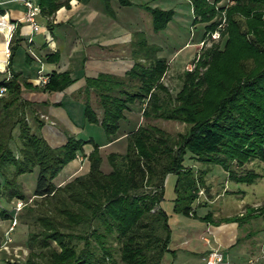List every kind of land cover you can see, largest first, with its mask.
<instances>
[{"label":"trees","instance_id":"1","mask_svg":"<svg viewBox=\"0 0 264 264\" xmlns=\"http://www.w3.org/2000/svg\"><path fill=\"white\" fill-rule=\"evenodd\" d=\"M36 1L47 26L55 9L68 5V0ZM102 1L105 11L112 12L109 0ZM188 1L193 21L203 22L202 35L215 28L219 34L191 69L181 70L180 85L173 93L161 80L167 59L156 54L159 45L147 41L141 29L131 32L132 63L123 73L100 70L84 76L82 115L97 122L107 140L116 134L125 110L135 100L142 102L141 117L187 124L175 133L145 120L129 126L124 150L106 152L107 170L100 168L101 142L66 133L63 141L51 144L31 129L24 115L29 101L21 97L22 87L59 90L73 76L67 68L51 69L44 81L32 83L11 66L19 36L10 38L2 70L6 74L0 71V84L5 86L0 94V198L23 199L16 217L28 226L27 253L15 264H163V252L173 251L167 246V214L159 205L167 172L175 174L172 210L181 213H193L191 201L198 183L205 184L204 174L213 163L235 181L251 182L262 175L243 164L251 159L264 161V0ZM146 9L153 30L164 27L172 13L171 8ZM45 57L54 59L57 53ZM24 58L30 60L26 51ZM198 64L205 67L199 71ZM89 91L94 92L99 111L89 101ZM34 117L41 122L37 114ZM14 124L17 154L8 142ZM85 142H91L85 153L86 170L55 184L53 176ZM186 152L200 164H184ZM34 166V184L26 195L19 175ZM259 207H264V197ZM11 214V208L0 202V216ZM35 222L37 227L29 228Z\"/></svg>","mask_w":264,"mask_h":264},{"label":"crops","instance_id":"2","mask_svg":"<svg viewBox=\"0 0 264 264\" xmlns=\"http://www.w3.org/2000/svg\"><path fill=\"white\" fill-rule=\"evenodd\" d=\"M0 11L5 12L7 18L16 19L21 14L22 4L18 0H4L0 3ZM114 16L110 17L107 14L102 0H68V5H60L55 9L50 16L51 23L49 26L44 23L43 17L39 13L37 14L40 25L35 31L41 32L42 35L35 39L34 31H32L30 43L25 40V36L28 34L27 23L16 20L12 36H19L16 44L22 42L24 52L26 51L30 56V60H26L23 56V61L34 62V67L17 68L24 77L32 83L39 82L35 70L36 66L40 64L43 67L41 69L43 72L67 68L73 76V80L59 90L47 91L30 86L24 87L20 91V93L26 94L22 98L28 100L29 103L43 106L44 113L41 115L45 118H41L40 125L36 129L49 143L57 144L64 139L65 133L57 122L61 121L60 123L69 126L71 128L69 131L79 128L65 113L62 102L70 101L71 98L75 97L78 99L77 101H82L83 105L84 94L81 88L84 84L85 75H93L100 70L121 74L131 65L132 57L129 51L124 50L125 52L117 54V49L121 48L122 50L124 48L122 46L124 45L125 39L123 38L126 30L130 35L129 30L141 28L136 25L135 21L127 25L121 22L123 24L121 28L119 23H114ZM54 25L63 26L58 34L52 31ZM117 26L122 29L121 32L118 31L120 29ZM126 38L129 40L130 36H126ZM194 42H191V45ZM2 44L3 32L1 29L0 65H3ZM191 49L189 48L187 55ZM53 51L57 53L56 58L45 57L47 53ZM32 53L38 56V59ZM166 59L167 62L170 60V58ZM11 66L14 68L12 64ZM91 92L89 91L88 98L92 103L96 100H94V96H91ZM136 103L140 110L142 102L136 100ZM130 112L134 114L133 120L130 119L132 115ZM135 112H138V109L134 110L133 102H130L121 119L126 123V126L119 129L111 139L107 140L104 134L103 138L98 141L101 142L99 151L101 147L108 148L106 152L124 150L127 128L139 121L136 119ZM85 143L87 146L84 145ZM85 143L83 144V153L77 152L79 157L75 155L71 158L74 159L75 164L64 163L58 170L63 169L59 176L52 178L55 184L62 183L81 167V163L87 160L85 153L87 149L91 148V143ZM119 145L120 149H117L116 146ZM216 167L211 166L205 172L204 191L196 193L191 201L193 213L174 211L172 210V200L169 205H163V197L159 200V205L167 214L166 220L170 229L167 246L173 249V251L167 250L170 257H166L163 264H193L196 255L201 259V254L210 247H217L222 253L221 260L216 264H264V207H259L264 196L261 199H252L248 203L244 196V188L239 184L244 181L233 180L235 182L229 188L225 186V181L232 179L227 177L226 170L219 164H216ZM218 174L224 181L220 186L216 184L218 179L215 176ZM168 178L173 185L175 174L167 172L164 180ZM22 184L24 187L23 181ZM226 191L231 195L224 197L221 202L220 200L217 201V197L225 196ZM173 195L174 192L170 199ZM11 201L5 202L3 198H0V202L8 208ZM205 212H209L207 217H198ZM230 215L235 216V218L218 220L221 216ZM9 222L10 216H0V264H15V261L23 259L26 255V224L17 217L12 229L6 233ZM4 244L6 246H3Z\"/></svg>","mask_w":264,"mask_h":264},{"label":"rangeland","instance_id":"3","mask_svg":"<svg viewBox=\"0 0 264 264\" xmlns=\"http://www.w3.org/2000/svg\"><path fill=\"white\" fill-rule=\"evenodd\" d=\"M219 3H225L226 0H218ZM109 7L112 9V12H108L107 14L110 17H113L114 14V23L120 24V27H123V22L127 25L129 23H132L135 21L137 23L136 25L140 27L143 30V33L145 35V38L147 41L155 42L159 45V48L156 51V54L158 55H164L166 58H170V60L167 62V67L164 71V73L161 76V80L163 84L167 87V89L173 93L180 85L181 77L180 73L183 69H191L193 67L194 61L197 60L199 56H201V51L203 48L209 46L210 44H198V40L200 39L203 33V22L200 20H194L193 21V13L191 10V5L188 0H128L127 2H121L119 0H109ZM104 5V3H103ZM156 6L158 8H171L172 13L171 17L167 20L164 27L153 30L151 28V22H150V13L146 8ZM114 8V9H113ZM115 10V11H114ZM220 19H223V13L220 12L219 15ZM122 22V23H121ZM63 26H55L53 27L52 31L56 34H58V31ZM118 27V26H117ZM119 28V27H118ZM117 28V29H118ZM119 28L122 31V29ZM130 29V28H129ZM117 31V30H116ZM130 31V35L132 30ZM126 34H124V47L122 50L121 48L117 49V54L121 52H125L124 50L129 51V40H127L126 36L128 35L127 30L125 31ZM41 32H33V36L35 39H38L41 37ZM213 39L212 41H215ZM127 41V42H126ZM194 42V44L191 45V42ZM211 41V42H212ZM189 44V45H188ZM189 48H192L190 53L187 55ZM186 54V55H185ZM24 56V49H23V43L20 42L13 55H12V61L11 64L14 66V69L20 68H31L34 67V62H27L23 61ZM7 61H4L3 65H0V71L1 74H6V72H2L6 65ZM38 65V64H37ZM186 65H190L189 68H186ZM37 67V66H36ZM205 66L203 64H198V69L201 71ZM41 65V69H42ZM36 73V70H35ZM0 74V75H1ZM24 89V87L22 88ZM91 96L95 97L94 92H91ZM75 94V93H74ZM81 94V93H79ZM21 97L26 94L20 93ZM75 97L71 98V100H65L62 102V107L65 110V113L70 117L72 122L78 126V129H75L74 131H69L71 128L67 126L66 124H62L60 122L59 125L62 127L63 133H73L77 136H80L82 138H86L88 136L91 137V141H100L103 138V130L100 127V125L97 122H89L86 121L82 115V101H77ZM95 100V99H94ZM92 106L98 111V107L96 104V101H93ZM134 110L138 109V112L136 113V119L145 120L148 122H153L161 127L167 129L171 133H175L177 130L184 131L187 124L183 121L171 119V118H162V117H141L139 106L137 107L136 100L133 101ZM29 107H32L31 110ZM25 112L24 115L26 119L28 120L30 127L33 131L38 132L36 129L37 126L40 125L38 123V120L34 117V114H37L39 118L44 119L45 117L41 115V113H44L43 106L41 105H34L32 103H28L24 106ZM35 110V113L33 112ZM134 112V111H133ZM131 113V112H130ZM130 119L133 120L134 114L131 113ZM10 117H14V114L12 113L9 115V118H7V122L10 121ZM131 124V123H130ZM81 125V126H80ZM126 123L123 121L120 122V126L118 127V130L122 127H125ZM6 126L4 125L2 128V131H5ZM117 130V131H118ZM11 137L8 139L9 144L12 146L14 153L17 154V145L19 143V139L16 135L17 133V126L16 124L12 125L11 129ZM39 133V132H38ZM91 143V142H89ZM84 145L87 146L85 143ZM84 148V147H83ZM116 148L120 149V145L116 146ZM83 150V149H82ZM82 150H78L77 152L83 153ZM108 150V148L101 147L100 149V168L102 170L109 169V164L106 161L105 153ZM88 151V149H87ZM87 159V158H86ZM80 162V161H79ZM182 162L184 164L193 163L196 165H199V161L192 157L189 152H186L184 154ZM75 164L74 159H70L67 161L66 164ZM217 163L211 164L213 168L216 167ZM87 165V160H85L84 163H81V167L79 169L67 177V179L71 178L74 174L85 171V167ZM218 165V164H217ZM66 166V165H64ZM63 166V168H64ZM210 166V167H211ZM253 167L254 169L260 171L262 173L261 176H257L253 181L251 182H241L239 183L244 188V196L247 202L249 203L252 199H261L264 196V161L258 160V159H251L246 161L243 164V168L245 167ZM240 168V167H238ZM63 170V169H62ZM61 170V171H62ZM61 171L56 172V174L53 176L57 178L59 176V173ZM36 173V167L34 166L30 171H25L19 175V177H22V181L25 183L23 190L26 192V195H30V190L32 189V186L34 184V177ZM208 175V174H207ZM217 180L216 184L218 186L222 185L224 183L223 178L221 175L215 176ZM66 179V180H67ZM65 181V180H64ZM62 181V183L64 182ZM235 181L233 180H227L225 181V186H228L229 188L232 187ZM61 184V183H60ZM205 185V184H204ZM204 185L198 183V188H201V192L204 191ZM198 193V191H197ZM172 184L170 178L165 179L163 182V194H162V203L163 205H169V202H171L170 197L172 196ZM230 193L225 192V196H218L217 201L221 200L223 201L224 197L230 196ZM247 206H249L247 204ZM26 224V223H25ZM36 228L37 223H32L29 225V228ZM28 230V226L26 225V232ZM27 234V233H26ZM53 243V241H52ZM37 249L36 247H34ZM26 253L28 250V247L26 246ZM25 253V254H26ZM166 257H170L168 251H164L162 255V260L164 261ZM11 263V262H7ZM193 264H205L202 259H199V257L196 255V260Z\"/></svg>","mask_w":264,"mask_h":264},{"label":"built area","instance_id":"4","mask_svg":"<svg viewBox=\"0 0 264 264\" xmlns=\"http://www.w3.org/2000/svg\"><path fill=\"white\" fill-rule=\"evenodd\" d=\"M4 0H0V3ZM22 4V11L21 14L16 19H9L7 18V15L5 12L0 11V30L2 29L3 32V44L1 46V54L2 62L4 64V61H7V57L9 55V40L13 35L14 27L16 20H21L27 23L28 25V34L25 36V40L27 43H30L31 41V32L35 31L39 25L40 22L37 19V14L39 13V4L36 0H18ZM231 1V0H226ZM222 22V19H221ZM221 22L218 24L221 25ZM4 25V26H3ZM219 30L217 28L210 30L209 32H205L203 36L200 37L198 40V44H210L213 39L218 37ZM31 52V50H29ZM36 59H38V56H36L34 53H32ZM186 68H189L190 65H186ZM36 76L38 78L39 82H42L46 79V73L41 70V64L37 66L36 68ZM5 86L3 84H0V94L4 91ZM76 156L79 157V154L76 153ZM198 192H201V188L197 190ZM24 203L23 199L21 198H15L11 201L10 208L12 210V214L10 215V222L6 228V233L12 229L13 225L16 222V214L18 209L21 207V205ZM3 246H6L4 244ZM222 258V253L219 248L217 247H210L208 250H206L203 254H201V259L204 261L205 264H216L218 261H220Z\"/></svg>","mask_w":264,"mask_h":264}]
</instances>
